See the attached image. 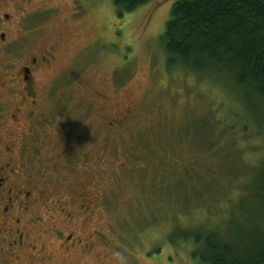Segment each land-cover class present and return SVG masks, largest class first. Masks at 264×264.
Masks as SVG:
<instances>
[{"label": "rangeland", "instance_id": "374dc122", "mask_svg": "<svg viewBox=\"0 0 264 264\" xmlns=\"http://www.w3.org/2000/svg\"><path fill=\"white\" fill-rule=\"evenodd\" d=\"M176 1L152 0L121 16L114 0H78L72 17L71 0H39L58 3L60 13L29 32L31 45L56 50L43 76L54 90L48 121L33 130L28 165L49 190L88 186L95 214L82 229L94 245L64 252L47 242L50 259L24 264H196L194 236L226 220L229 207L248 211L239 195L264 163V118L226 74L167 65L161 36ZM96 91L108 97V113L133 108L125 130L112 132L99 115ZM195 138L211 145L196 155L201 163L179 162ZM39 210L45 215L44 202Z\"/></svg>", "mask_w": 264, "mask_h": 264}, {"label": "flooded vegetation", "instance_id": "af4514ba", "mask_svg": "<svg viewBox=\"0 0 264 264\" xmlns=\"http://www.w3.org/2000/svg\"><path fill=\"white\" fill-rule=\"evenodd\" d=\"M71 2L75 17L81 10L78 0ZM59 13L58 3L0 0V264L44 262L53 253L44 254L47 242L64 252L94 245L82 229L95 214L87 201L92 194L88 186L80 190L81 185L69 181L51 184L49 190L47 178L28 165L37 140L33 130L48 121L46 100L54 90L44 87L43 76L55 61L56 50L51 43L31 45L29 32ZM26 21L29 29L23 26ZM94 95L100 97L98 113L108 116L111 131L125 130L133 108L123 106L108 113L103 105L109 102L106 94L96 91ZM41 202L45 215L39 210Z\"/></svg>", "mask_w": 264, "mask_h": 264}, {"label": "trees", "instance_id": "16d2710c", "mask_svg": "<svg viewBox=\"0 0 264 264\" xmlns=\"http://www.w3.org/2000/svg\"><path fill=\"white\" fill-rule=\"evenodd\" d=\"M149 1L114 0L121 16ZM161 39L170 68L180 65L195 73L214 69L226 74L247 100L259 104L264 118V0H177ZM247 126L253 132L250 123L240 128L245 133ZM209 144L204 138L190 140L188 146L182 145L179 162L196 161V155L203 158ZM247 175L239 196L248 211L240 210L239 216L229 207L226 220H216L207 233L194 236L199 244L192 253L196 264H264V163Z\"/></svg>", "mask_w": 264, "mask_h": 264}]
</instances>
